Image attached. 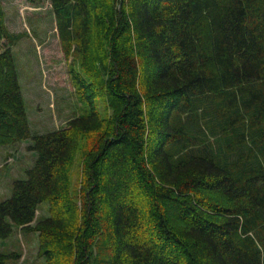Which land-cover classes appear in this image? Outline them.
<instances>
[{
    "label": "trees",
    "instance_id": "trees-1",
    "mask_svg": "<svg viewBox=\"0 0 264 264\" xmlns=\"http://www.w3.org/2000/svg\"><path fill=\"white\" fill-rule=\"evenodd\" d=\"M50 2L88 113L31 131L0 0V147L37 152L0 239L37 232L45 264H264V0Z\"/></svg>",
    "mask_w": 264,
    "mask_h": 264
},
{
    "label": "rangeland",
    "instance_id": "rangeland-1",
    "mask_svg": "<svg viewBox=\"0 0 264 264\" xmlns=\"http://www.w3.org/2000/svg\"><path fill=\"white\" fill-rule=\"evenodd\" d=\"M4 20L11 35L12 48L19 81L25 100L31 131L47 133L65 127L68 121L88 113L73 87L69 67L80 65V56H66L61 43L55 14L50 0H1ZM7 46L6 40L3 46ZM103 117L110 112L99 103ZM71 172L72 191L81 207L83 154L92 139H83ZM32 140L0 147V202L12 195L15 180L26 179V172L37 159V152L28 147ZM49 216V204L39 205L38 219ZM39 235L13 225L11 235L0 239V254L11 255L7 264H45L39 257ZM18 257V258H15Z\"/></svg>",
    "mask_w": 264,
    "mask_h": 264
}]
</instances>
